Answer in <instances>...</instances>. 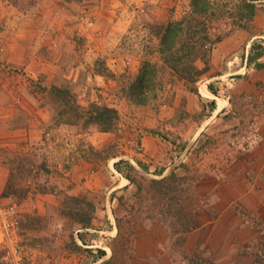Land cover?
<instances>
[{"label":"rangeland","instance_id":"obj_1","mask_svg":"<svg viewBox=\"0 0 264 264\" xmlns=\"http://www.w3.org/2000/svg\"><path fill=\"white\" fill-rule=\"evenodd\" d=\"M12 1L0 0V203L18 209L20 264H264V213L254 211L248 197L235 196L221 177L222 168L204 165L205 149L216 144L207 129L218 124L217 117L211 119L209 101L217 98L228 110L225 118L245 124L241 138L246 151L260 137L254 114L264 112V59L248 60L246 70L243 64L253 38L250 24L256 14L264 16V1L211 0L207 24L212 38L221 41L212 48L209 71L192 82L191 76L175 74L162 56L149 61L158 68L145 104L133 97L139 77L133 76L134 60H154L156 54L151 57L149 51L158 49L171 22L191 15L187 8L193 0ZM110 31L121 34L117 44L91 60L94 41L88 36L105 39ZM62 33L68 36L63 50L74 53L77 48L80 57H87L78 77L76 66L70 61L63 65L60 54L51 50V43L59 50L60 42L51 34ZM20 41L24 49L13 53L28 49L29 59L17 56L8 65L13 57L7 49ZM250 47V56L252 51L264 54V32ZM47 63L63 73L51 80L56 73L50 74ZM197 65L207 68L205 60ZM148 70L152 81L154 72ZM56 87L66 91V105L55 96ZM169 88V96H163ZM188 91L198 96V108L189 104ZM96 104L118 110L112 131L76 117L79 107L88 111ZM162 108L174 114V129L141 126L145 109L156 113ZM127 117L144 128L137 129L129 150L144 154V135L152 131L173 145L167 148L168 166L162 167L174 166L183 156L177 170L158 173L157 164L138 163L123 141L104 149L92 144L96 136L117 131ZM240 134L235 131L232 138ZM236 182L237 189L246 188L244 180ZM232 201V212L220 210ZM161 250L162 257L156 254ZM0 264H13L3 243Z\"/></svg>","mask_w":264,"mask_h":264},{"label":"crops","instance_id":"obj_2","mask_svg":"<svg viewBox=\"0 0 264 264\" xmlns=\"http://www.w3.org/2000/svg\"><path fill=\"white\" fill-rule=\"evenodd\" d=\"M45 1H47V0H45ZM49 1L52 2L53 4L55 3L53 0H48V2ZM263 1L264 0H257V1L253 0L252 2L255 3V2H263ZM191 9H192V3L188 6L187 13H189V11L191 12L192 11ZM178 12H180V6L177 5L176 13H178ZM256 21H257V23H256ZM250 25H251V27H254L252 29L253 38L245 48V51H246V53H245L246 54L245 55V65L243 64V69L245 68V70L248 68L249 69L251 68L250 66L248 67L246 64V62H248V60L255 61V59L256 60L264 59V54H259V56H258V55H254L253 51H252L251 56H250L247 53L249 51L248 49H249L250 45L252 44V42L255 41V38L258 37L262 32H264V16L256 14V16L253 19L252 24H250ZM164 32L161 35V39H162V36H164L163 34H165ZM240 33H243V32H240ZM240 33L239 32L236 33L237 36H240ZM3 34L4 33L1 32V36H0L1 39L4 38ZM55 36L60 41L57 43V45H58L57 49H59V50L54 49L52 47V43L50 46L51 50L57 54H60L58 56V58L62 59L61 62L63 63V65H64V63H66L68 61H70V63H73L76 66L77 77H78L79 74L81 73V71L84 70V68H85L86 64L84 63V60H83L85 58V56L82 55L80 57L81 53L78 54L77 48L74 49V53H73V51H71V49H66V51L63 50L64 49L63 43L68 41V39H67L68 36L65 33L56 34V35L51 34V37L53 39L55 38ZM105 36H106L105 39L104 38L100 39V35H97L95 33H91L88 36L89 38H92V40L94 41L92 44L93 45L92 48H90L91 51L89 50V53H88L89 58H91V60L93 59L95 61L96 59H98V57L101 54L107 53L109 50H111L113 48L112 46H115L117 44L116 41L119 40V38L121 37V34L120 33L116 34L113 31L112 32L110 31L109 33L104 35V37ZM242 36H244V35L241 34V38H242ZM237 40L242 41L243 39L237 38ZM55 42H57V41H55ZM241 43H243V42H241ZM236 44L238 45V43H236ZM22 45H23V43L20 41V42H17V44H15V43L12 44V46L9 47L10 49H7V53L12 52L10 56L13 57V59H8V61H7L8 65L14 64V62H17L16 59H14V57H17V56L25 57L26 59H29L30 50H28V49L22 50L23 52L20 53L19 55H16V56L13 53L14 49H20V48L24 49ZM151 45H153V44H151ZM161 45H162V43H161ZM161 45L158 46V49H156V50L152 49L153 54H150L151 57H153V55H155V54L156 55L154 57V60L150 59V60H148V62L149 61L155 62L156 60L160 59L161 55L159 53V48L161 47ZM214 49H215V47H214ZM154 52H156V53H154ZM35 60L36 59H33L31 61L34 62ZM146 62H147V60L146 61L145 60H143V61L134 60V64L137 67V71L135 70V73H133V76H135V77L139 76V74L141 73L140 71L142 70V68ZM112 63L109 62L110 65ZM0 67H1L0 70L4 69V68H2L3 67L2 65ZM45 67L51 71L50 72L51 75H53V72L56 73L53 76H51V78H50L51 80L54 76H58V75H61L63 73L61 70H60V72L57 71V69L59 68L57 65L54 67V70H52V68L50 67V63L45 64ZM70 69H72V68H70ZM174 83L175 82L173 81L171 84H174ZM170 90H171V88H169L168 90L165 89L163 91V93H165V94H163V96L167 94V97H168ZM172 93H174V91H172ZM209 93L211 95L214 94L212 91H210ZM27 96H25V97H27ZM186 96H187V98H190L191 103H189V104L192 106L195 103H197V108H198V103H199V101L197 100L198 96L194 95L193 93H191L189 91L186 92ZM165 97L160 98V99L164 100ZM23 100H24V98H23ZM196 100H197V102H196ZM170 101H171V99H170ZM175 101H176L175 106H177L178 105V97L175 99ZM218 101L219 100L216 98L215 101H209L210 104L208 105V108H210L212 110L211 119L214 121L215 117H217L218 118V124L216 123L217 125H212L211 128L208 127V129H207L209 132V135H211V134L213 135L212 139L214 142L216 141L215 142L216 144L215 145L209 144L210 147L207 146V148L205 149L208 151L207 152L208 154L204 155L205 156L204 165H206V163L217 164V167L222 168L223 173L222 172H220V173H222L221 177H223V181L225 182V184L228 183L227 184L228 188L234 190L233 192L235 193V196H237L238 194H241L245 198L248 197L251 200V202L254 203V204L249 203V205H252L253 207H255L254 211H258V212L262 211L264 213V112L261 113V111L260 112L256 111L254 114V116L256 117V121H257L256 122V130L260 134L259 135L260 137H259V139L252 141V143L255 142V145H253L252 147L247 146L250 148V150L246 151V149H245L246 147H245V145H243L244 142L242 140V138H244V134H245V132H242L243 129H245V127H244L245 124H241L240 121L238 119H235V118H234V121H232V118L231 119L225 118L228 115V110H226L227 108L225 106L220 107ZM205 102H207V101H205ZM122 108H123V105H122ZM166 109H168V108H165V109L162 108L160 111H158L156 113H154L153 110L145 109L146 110L145 113H146L147 117L145 118V120H143V121L141 120L142 122L140 121L141 126H143V127L161 126L162 128H165L167 130L174 129L172 124L170 123L174 119V117H173L174 114L171 115L170 111L168 113V111ZM26 114H27V116H30L28 110H26ZM242 115H243V117H246V118L249 117L248 112H243ZM120 116H123L121 107H120ZM228 117H231V116H228ZM245 121H247V119ZM138 123L139 122L134 121L131 118H128V117L124 118L123 120L120 121V124L118 126L117 131L111 132V133L110 132L104 133L102 135L96 136L95 138H97V140L93 139L92 144L95 145L97 147V149H104V148H109L112 144H115L116 142L121 143L123 141L124 146L126 145V150L128 151V154L132 157V159H134L138 163H142V165H145V164H143V162L152 163L154 165L157 164L156 169H157L158 173L161 171H163V173H165L170 169H174L175 167L177 170L180 162L182 160L184 161L183 156H182V158L180 157L181 158L180 161L176 162L174 164V166L166 167V168L162 167V166H168L167 164H168L169 160L166 157L168 156V152H169L168 149L169 148L173 149V145L165 142L162 137H160L159 135H155L154 132H152V131H149V132H147V135H144L143 145L146 149L144 154L137 153L136 150L133 149L132 147L131 148L133 150H129V143L131 144V141H133L134 137L137 136V135H135L137 133V129L138 128H140L141 130L144 129L143 127L139 126ZM207 126L208 125H205L204 127L207 128ZM20 129L21 130H19V131L27 130V129H22V128H20ZM235 131L237 134L241 133L238 140H235L234 138H232L233 133ZM202 133H203V129H201L200 135ZM210 139H211V137H210ZM212 148H213V150H212ZM228 159H230V160H228ZM228 167L231 168L232 170L234 169V167H237L238 170L231 171V170H228ZM228 172H230V174L227 178ZM248 174H249V176H251V178L248 177ZM2 179L4 182V177ZM240 179L244 180L245 184H246V185H244L246 188L243 191L237 189L238 186H237L236 180H240ZM232 181H234V183H235L234 186H231ZM0 183H1V181H0ZM2 188H3V186H0V191H2ZM214 192L215 191H212L211 194H214ZM244 195H246V196H244ZM235 201H238V200L236 199ZM231 203H233V201L225 204L224 206H221L220 210L224 208V210L226 212H232L231 208H233V207H232ZM235 204L238 205L237 203H235ZM244 225H246V224H244ZM156 254L162 257L164 253L161 250V251H157Z\"/></svg>","mask_w":264,"mask_h":264},{"label":"trees","instance_id":"obj_3","mask_svg":"<svg viewBox=\"0 0 264 264\" xmlns=\"http://www.w3.org/2000/svg\"><path fill=\"white\" fill-rule=\"evenodd\" d=\"M29 3L32 5L35 2L30 1ZM211 4V0H193L191 15H188L180 21L171 22L168 25L162 39V45L159 48V53L164 63L181 78H185L184 76H188L189 78V76H191L192 82L199 81L203 74L209 71V60L212 48L216 43L221 41V37H217L216 39L212 38L207 24V20L211 19ZM184 36L185 38L187 37V39H183L182 37ZM179 42H183L180 47L177 46ZM149 53L153 54V51H149ZM200 59L206 61L207 68L201 70L198 67L197 62ZM150 68L153 70L152 72H154L152 81L148 79L151 73V71L148 70ZM157 68L156 65L146 62L141 70L136 85L133 88V97L140 104H145L147 102L144 96L149 87L152 86L150 84L153 83ZM53 92L58 101L66 105L63 99L67 96L66 91L56 87ZM77 108L72 107L71 111L77 112ZM79 109L82 112H78V115H76L77 118H86V123L88 125L94 124L104 132L112 131L119 120V112L114 107L96 104L92 105L91 109L88 111L80 107ZM66 113L69 112L66 111ZM101 255H105V252L102 251Z\"/></svg>","mask_w":264,"mask_h":264},{"label":"built area","instance_id":"obj_4","mask_svg":"<svg viewBox=\"0 0 264 264\" xmlns=\"http://www.w3.org/2000/svg\"><path fill=\"white\" fill-rule=\"evenodd\" d=\"M18 222V209L16 205L0 203V242L8 249L13 264H20L21 249L16 245V229Z\"/></svg>","mask_w":264,"mask_h":264},{"label":"bare ground","instance_id":"obj_5","mask_svg":"<svg viewBox=\"0 0 264 264\" xmlns=\"http://www.w3.org/2000/svg\"><path fill=\"white\" fill-rule=\"evenodd\" d=\"M228 170L236 171V168L234 167V169L232 170L231 168L228 167ZM231 171H230V172H231ZM230 172L227 173V178H228ZM234 185H235V183H234V181H232L231 186H234Z\"/></svg>","mask_w":264,"mask_h":264}]
</instances>
